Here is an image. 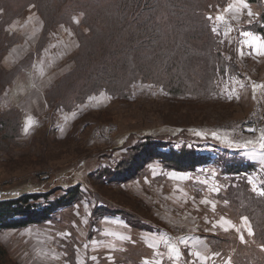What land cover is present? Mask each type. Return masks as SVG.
<instances>
[{"label":"trees","instance_id":"16d2710c","mask_svg":"<svg viewBox=\"0 0 264 264\" xmlns=\"http://www.w3.org/2000/svg\"><path fill=\"white\" fill-rule=\"evenodd\" d=\"M85 1L84 5L78 0L74 3V11L82 8L84 12L80 25L75 26L74 31L78 42H75L76 47L70 56L75 65L56 75L59 81L52 88H67V94L59 100L62 105H55L57 108L76 109L71 107L74 99L68 101L76 91L79 96L94 93L95 97L106 92L113 97L126 98L140 84L148 89L157 87L170 100L181 102L196 98L199 103H204L216 93L217 80L213 74L220 60L216 55L218 36L212 31L206 10L209 3H225L226 0ZM263 2L246 0L247 4L259 6L255 24L264 39V7H260ZM50 4L48 10L42 11L45 33L39 41V49L34 52L35 60L43 53L51 26L59 20L74 25V17L61 13L58 17L53 10L54 4ZM51 11L54 14L50 15ZM18 42L20 37L15 33L5 38L0 34V59ZM21 65L18 63L11 71L0 75L3 81L0 95L4 96L7 87L13 84ZM51 97L49 94L48 99ZM76 100L83 101L79 97ZM250 134L238 140L220 130L198 127L197 123H174L165 119L156 126L142 127L125 137L121 146L126 150L115 163L92 164L91 168L78 166L35 187L4 192L0 196V230L44 225L60 208L78 205L87 196L89 199L85 203L94 205L88 215L90 236L96 232L93 227H100V220L105 216H120L134 230L164 232L170 228V224L165 223L169 219L149 215L148 209L143 208L144 205L150 208L144 195L153 193L159 198L154 205H170L175 211V205L181 202L177 204L174 201V191H171L175 184L171 185L173 181L182 184V180L171 175L187 176L188 173L190 179L186 183L195 187L196 196L207 191L211 198L215 196L217 205L233 208L250 220L252 234L248 239L252 244H246L245 257L250 262L261 264L264 262V252L259 249L260 245L264 246V195L259 193L264 190V167L257 161L248 160L242 152L246 147L261 144ZM118 146L97 156L111 159L112 151ZM230 151L234 152L230 154ZM214 169L218 173H213ZM209 180H213L214 185ZM135 181L139 184L133 186ZM105 187L109 190L118 188L120 193L110 195ZM58 189L64 192L53 195ZM121 194L124 196L122 201L119 200ZM173 214L178 216L175 212ZM202 217L203 214L198 218L201 228ZM206 226L211 229L204 227L202 233L207 236L212 253L231 256L237 252L235 245L241 242L236 230L228 232ZM67 245L68 263L76 264L78 249L75 243ZM3 248L0 244V257L6 255ZM213 254L214 259H222L220 255ZM85 264H94L91 256L86 257ZM233 264L250 263L234 258Z\"/></svg>","mask_w":264,"mask_h":264},{"label":"rangeland","instance_id":"374dc122","mask_svg":"<svg viewBox=\"0 0 264 264\" xmlns=\"http://www.w3.org/2000/svg\"><path fill=\"white\" fill-rule=\"evenodd\" d=\"M75 1L77 0H0V34L3 38L14 33L20 37V42L13 44L9 51L4 53L2 60L0 59V75H5L4 71H11L14 65L22 64L13 84L11 83L12 87L11 85L7 87L8 92L6 91L4 96L3 94L0 95V195L4 192L26 190L39 185L38 183L43 184L53 175L66 173V171L78 167L77 165H80V163L82 164L78 168L83 166L91 168L92 164H98V161L101 160L97 154L92 155L94 151L111 148L115 145L114 138L122 134L135 132V130L142 127L156 126L161 124L164 119L183 124H210L216 122L219 116L222 118L228 117L226 113L233 116L229 110L235 106L231 103H199L193 97L191 98L194 101H174L170 100L161 89L154 86L148 89L141 87L145 86L141 84L140 87H134L135 91L130 92V97L126 98L113 97L106 92H101L95 97L94 93H92L93 95L79 96L78 91H76L73 96H69L68 101L74 99L71 107L78 108L81 103V105H85L82 111L73 115L74 120L69 125L68 122H63L66 113L62 114L59 110L55 112L54 108V114L52 111L49 113L43 111L38 114L37 118L34 113L27 115L24 111V105L20 104V101L25 98L24 93L19 90L18 97L12 98L10 96V93L14 91V86L18 85L22 78V83L19 84L20 87H25V84L30 85L31 79L34 76L38 77L39 81L34 79V82L42 86L47 101H52L49 102L54 105H62L59 100H62L67 94V88L64 90H61L60 87L52 88L57 86L56 84L59 81L56 75L66 72L75 65L70 55L76 47L75 42H78V37L74 31H76L75 26L80 25V22H73L74 25L72 26L59 20L60 22L58 21L50 27L47 34L48 41L43 53L36 60L34 52L39 49V41L43 32L45 33V20L42 18V15H44L42 11L48 10L50 3H53V10L58 17L61 13L80 20L84 11L82 8L74 11ZM78 3L84 5L86 1L78 0ZM230 4L240 7L241 10L236 11L233 8L226 12L225 9ZM248 6V9H243L239 5V0H226L225 3L214 2V4H208L209 9L206 10V16L213 17L211 24L212 27L217 29L216 35L218 36L216 55L220 60L216 63L215 73L213 74V78L217 80V87L214 91L217 90L218 94H220L221 88L223 89V87H219L220 82L226 86L227 80L233 83L231 85L236 91L243 90L241 85L251 73L247 70V64L252 57L250 51L253 47H249L246 41L250 38V42H252V37H245L243 33L250 32L253 36L261 37L264 41L261 33L257 31V24H255L259 17V6L256 7L255 4L250 3H248ZM260 7H264V2ZM249 10L253 13L251 17L248 15ZM52 14L54 12L51 11L50 15ZM19 15L20 17H15ZM217 15H222L224 20L216 21L215 17ZM24 41H28V43ZM14 46H16L14 48L16 53L12 51ZM241 51L243 55H241ZM228 60L234 61L239 67L238 73L237 70L229 71ZM253 64L256 66L255 63ZM260 67L262 69L261 65ZM249 69L252 70V68ZM245 72L247 77H243ZM52 73H54L53 76ZM210 76H212V73ZM254 76L257 79L261 77L260 74ZM1 79L2 77L0 78V88L3 84ZM250 80L256 83L255 79L250 78ZM24 91L28 93L25 88ZM49 94L52 96L51 99H48ZM33 95L35 96V94ZM78 97L83 101L76 100ZM87 101L91 105H86ZM105 101H108V103H105ZM103 105H107L109 108L106 111H101L102 107L105 108ZM252 109L264 114L261 103L254 104ZM224 110L228 111L221 113ZM88 111L90 112L88 113ZM250 114L247 115L250 116ZM247 115H244L242 119L248 117ZM239 122H242V120L240 119ZM106 125L110 129L104 128ZM68 128H71L69 132L67 131ZM238 133V129L235 128L226 134L238 140L246 135V133ZM262 135L264 133L250 134V137L257 138L256 141H261L260 137ZM125 137L113 151L115 160L120 159V153L126 150L121 146ZM233 152L230 151V154ZM261 164L264 165V158ZM260 168L262 167L260 166ZM216 172L218 173V170L214 169L213 173ZM77 175L80 177L79 174ZM181 179L187 182L190 176L187 173V176H182ZM186 182L175 184L183 188L185 192V195L184 192L178 195L182 201L181 205H175V211L170 205H164L163 207L154 205L159 202V198L153 196V193L144 195V200L150 208L145 205L144 207L141 206L148 209L146 211L149 215L151 213L152 217L157 215V219L161 217V214L162 216L165 215L163 210L166 209L167 215L171 218L168 224L172 225L174 229L172 237L180 241L183 235L191 234L194 228L198 235L206 236L202 233L204 227L209 228L206 225H210L212 228L218 227L222 231H225V227L229 229L228 232L236 230L241 242V244L235 245L237 252L231 256H222L217 252H213L215 255H220L222 259L212 258L209 264H212V260L214 261L213 264H233L234 258L246 263L257 264V261L250 262L245 257L246 244H252V241L248 239L249 233L247 230L251 225L250 220L246 216H240L237 210L233 208H227L226 205H217L218 201L214 196V192L212 197L214 196L215 200L208 195L207 191L202 192L200 196H196L195 187L191 183L188 185ZM209 182L214 185L213 180H209ZM138 184L139 181H135L133 186ZM213 189L215 190L214 187ZM104 190L110 195L120 193L118 188L109 190L105 187ZM62 192L64 191L58 189L53 195ZM87 199L89 198L85 196L80 201L79 204L82 205H70L60 208L53 218L44 225L34 224L24 228L0 230V244L4 247L6 254L4 257H0V264H70L67 259L69 256L67 244L69 243H75V247L78 249L76 264H85L87 256H91L94 264H129L135 261V257H142V254L149 253L141 242L142 235H147L146 232L156 233V230H134L120 216L111 217L112 221L122 224L125 222L136 232V239L131 245V252L123 253L117 249H107L104 246H110L112 241L117 242V238L115 228H105L103 223L102 227L95 225L93 230L96 232L90 236L91 229L88 224L90 222L88 215L94 205H83L87 202ZM119 200H124V196L122 195ZM175 200L178 201L179 199ZM203 200H208L210 203H201ZM183 203L185 204L183 205ZM212 204L215 205L214 210ZM174 212L182 215L183 222H178V216L173 214ZM201 214L204 215L201 221L203 228L198 224V218L201 217ZM222 217L231 221V224L235 227L229 225L221 227V224H223ZM243 217L247 218V225L242 222ZM39 228L42 229L41 233L38 232ZM241 236H243V240H241ZM74 237H76L75 240H73ZM259 249L264 252L263 245H260ZM169 253H172V251ZM199 260L202 261V259ZM163 264L171 263L163 260ZM261 264H264V262Z\"/></svg>","mask_w":264,"mask_h":264},{"label":"crops","instance_id":"0c3cea01","mask_svg":"<svg viewBox=\"0 0 264 264\" xmlns=\"http://www.w3.org/2000/svg\"><path fill=\"white\" fill-rule=\"evenodd\" d=\"M24 42L28 43V41H24ZM246 42H250V38ZM260 43H261V41L256 42L255 46L259 45ZM14 48H16V46L13 47L12 51L14 53H16L14 51ZM250 53L252 54V57L250 58V61L247 64V70L251 73H250L249 77H247L246 72L243 76V77L248 78V79L245 78L244 79L245 82L242 83L243 90L241 89L239 92L236 91V89H234L233 86L231 85L233 83L229 82V80H227L226 86H224L225 84L223 85L220 82L219 87H223V89L221 88L220 94H218V91H217L216 93L213 94L212 97L209 98L208 101H206V103L219 102V103H226V104L231 103V104H233L235 107H232L229 110L233 116H229L226 113V111H228V110H224L221 113L225 112L228 117L222 118L221 116H219L218 120L214 123H211V125L206 124V123H197L198 127H203V128H208V129L213 128L215 130H220L222 132L227 133V132L234 129V125L237 122H239L240 119L241 120L245 119V118L242 119L244 115H247V114L249 115L251 113L250 114V116H251V115L255 114V111L252 109V106L254 104L261 103L262 109L264 110V88L256 89V91L253 92V87H252L253 84H264V55H257L254 51V46L251 49ZM253 63H255L256 66ZM260 65L262 66V69H260L261 68ZM229 66H230L229 71H231V70L236 71L237 70V73H238L239 67L234 63V61H232V60L229 61ZM249 68H252V70L250 71ZM227 69H228V67H227ZM257 74H260V76H261L259 79H257L256 76H254ZM250 78L255 79L256 83L253 80L249 81ZM34 79H35V81L39 80L38 77L34 76V78H32L30 81V85L25 84V87H20L19 84L22 83V80H23V78H22L20 83L18 85L14 86V91L12 93H10V96L12 98L18 97L19 90H20V92L24 93L23 96H25V98L20 101V104L24 105L23 106L25 109L24 111H26L27 115L34 113V114H36L35 116L37 118L38 114H41L43 111H45L46 113L47 112L49 113L50 111H52L54 114V111H53V108H54L55 112H57L59 110L60 113H62V114L66 113L65 114V120L63 122H68V125L71 124L74 120L73 115H76L80 111H82L84 105H81L78 108L71 109V110L64 108V107L57 108L54 104L47 101V98L45 95V90L42 88L41 85L39 86L38 83L35 84ZM234 85H236V84H234ZM24 88H25V90H28V93H25ZM33 94H35V96ZM105 103H108V101H105ZM86 105H91V104L88 102V104H86ZM103 106L105 108L102 107L101 111L102 110L106 111V109L109 108V106H107V105H103ZM89 112L90 111H88V113ZM24 114H25V112H24ZM236 119H239V120H236ZM211 126H212V128H211ZM104 128L110 129L108 125L104 126ZM70 130H71V128H68L67 131L69 132ZM128 134H126V135L122 134L119 137L114 138L115 145L113 147H111L110 149H113L115 146H117L120 143V141L125 136H127ZM262 142H264V141H262ZM258 145L253 146V147L249 146V147L244 148L245 150L243 153L246 156V158H248V160L257 161L258 163H260L261 166L264 167V165L261 164V161L264 158V149H261L260 144H258ZM107 149H109V148H106L104 150L94 151L92 153V155L93 154L98 155L100 152L106 151ZM113 151H112V158L111 159L107 158V157L104 158L103 156H99V158H101V160H100V162L98 161L97 165H99V164L107 165L109 162L115 163L116 160L114 159ZM122 153H120V155H122ZM81 164L82 163H80V165H77V166H81ZM171 176L176 178V179H181L182 175L174 174ZM182 182H186V181L182 180ZM174 184H176L175 181L172 182L171 187ZM173 191H174V193L172 194V197H173L174 201L177 204H179V202H181L182 199L178 195L182 194L184 192V189L178 187V185H174L171 193ZM184 195H185V192H184ZM175 199H179L178 200L179 202L176 201ZM184 204L185 203H183V205ZM78 205H82V204H78ZM83 205H89V204L84 203ZM163 211H164L165 215L162 216V214H161V217H163V219H164V217H166L167 219H169L168 222H170L171 218L167 215L168 214V213H166L167 210L164 209ZM176 214L178 215V213H176ZM181 216H182L181 214L178 215V217H177V220H179L178 222H183V219ZM111 217H113V216L103 217V219L100 220V227H102L104 225L105 228H115V232H116L115 236L117 238V242L112 241L110 243V246H107V245H104V246L107 249H111V248L117 249L123 253H127L128 251L131 252L132 251L131 245L133 244V242L136 239V232L124 221H123L124 225L122 223H116V222L112 221ZM161 217H159V218L162 219ZM168 222H165L166 225L168 224ZM102 223H103V225H102ZM192 225H196V224H192ZM41 230L42 229L39 228L38 232L41 233ZM195 231H196V229L194 228V229H192L191 234L183 235L181 241L172 237V233L174 232L172 225H170V228L167 231H165L164 233L160 232V231L159 232L156 231V233L146 232L147 235H145V234L142 235L143 238L141 239V242L147 248L149 253L142 254L143 255L142 257H135L134 258L135 261L134 262L132 261L129 264H145V262H147V264H163V260H166L167 262H170L171 264H209V261L212 258L214 259V257L212 256V251H211L210 245L207 242V237L203 236V235H198ZM47 234H49V233H47ZM172 249H175V251H173ZM170 251H172V253H169ZM197 252L200 254L199 257L194 255ZM199 259H202V261ZM203 260L206 262H204ZM211 263L213 264L214 261L212 260Z\"/></svg>","mask_w":264,"mask_h":264},{"label":"snow or ice","instance_id":"6c2138e0","mask_svg":"<svg viewBox=\"0 0 264 264\" xmlns=\"http://www.w3.org/2000/svg\"><path fill=\"white\" fill-rule=\"evenodd\" d=\"M239 5L242 6L243 9H248L249 8L248 4L246 3V0H239ZM233 8H235L236 11H240L241 10L240 7H236V5L230 4L225 9V11L226 12L227 11H230ZM248 15L251 17L253 15V13L249 10L248 11ZM207 19L211 21L213 19V17L209 16V17H207ZM73 20H74L75 23H79V20L76 19L75 17L73 18ZM215 20L216 21H222V20H224V17L222 15H217L215 17ZM212 31L214 33H216L217 29L215 27H213ZM243 35L245 37H252V42H246V43H248V46L249 47H253V45H254V43L256 41H262V38L261 37L253 36V34L250 33V32H244ZM254 51H255V53L257 55H264V41H262L259 45L255 46L254 47ZM241 55H243V52L242 51H241ZM241 87H243V85H241ZM252 87H253V92H255L256 89L264 88V84H253ZM252 131H254V129ZM197 135H199V133H197ZM213 135H215V133H213ZM261 140L264 141V135H262ZM249 143H251V141H249ZM260 147H261V149H264V142H261ZM259 194L260 195H264V190H261ZM201 203L209 204L210 202L208 200H203V201H201ZM212 208H213V210L215 209V205L214 204H212ZM221 219L223 221V224H221V227H223L224 225H229L230 227H235L234 225L231 224V221H229V220H227V219H225L223 217ZM242 222L245 225H247V218L246 217H243L242 218ZM224 230L225 231H228L229 229L227 227H225ZM247 230H248L249 235H251L252 234L251 228L248 227ZM237 231H238V229H237ZM241 240H243V236H241ZM172 250L175 251V249H172ZM194 255H196L197 257H199L200 254L197 252ZM145 264H147V262H145Z\"/></svg>","mask_w":264,"mask_h":264},{"label":"built area","instance_id":"2783aa9c","mask_svg":"<svg viewBox=\"0 0 264 264\" xmlns=\"http://www.w3.org/2000/svg\"><path fill=\"white\" fill-rule=\"evenodd\" d=\"M235 128L238 129V134H262L264 132V114L255 111L254 115L245 118L242 122H237L234 125ZM253 129L254 131H252Z\"/></svg>","mask_w":264,"mask_h":264}]
</instances>
